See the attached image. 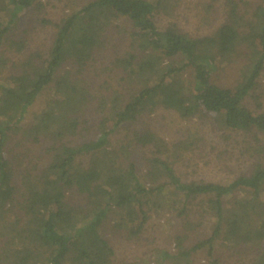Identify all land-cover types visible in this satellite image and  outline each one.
<instances>
[{"label": "trees", "instance_id": "16d2710c", "mask_svg": "<svg viewBox=\"0 0 264 264\" xmlns=\"http://www.w3.org/2000/svg\"><path fill=\"white\" fill-rule=\"evenodd\" d=\"M42 1L0 0V264H112L104 223L113 217V227L136 236L151 212L163 208L174 215V251L153 252L156 264H188L198 251L207 253L209 264H225L214 256L223 246L238 257L250 250L252 264H264V156L224 182L184 180L161 156L169 152L165 141L150 128L136 129L144 113L161 105L182 117L210 118L264 155L258 83L264 0H255L249 11L237 0H215L225 20L201 36L175 22L156 25V15L173 13L176 4L169 0H88L55 24L51 44L41 53L27 50L14 29ZM115 30L117 41L126 36L129 44L112 61L128 87L97 108L80 80L61 69L68 62L84 69ZM234 56L243 60L235 84L214 82L212 75ZM46 92L50 98L24 121ZM90 111H98L94 127ZM194 140L172 143L169 154L190 149ZM149 145L154 150L143 155ZM138 149L145 160L141 167Z\"/></svg>", "mask_w": 264, "mask_h": 264}, {"label": "rangeland", "instance_id": "374dc122", "mask_svg": "<svg viewBox=\"0 0 264 264\" xmlns=\"http://www.w3.org/2000/svg\"><path fill=\"white\" fill-rule=\"evenodd\" d=\"M88 0H43L40 9L32 7L27 10L18 22L15 34L26 41L27 50H37L44 53L50 46L55 31V24L61 22L66 14L77 5H81ZM241 10H251L255 0H237ZM176 6L172 9V14L156 15V25L160 28L167 22H175L180 29L193 36L209 34L224 21V11L220 2L215 0H169ZM46 21H44V20ZM120 30V29H119ZM118 32L111 33L105 38L104 43L94 51L93 58L89 60L84 69L79 70L76 65L68 62L64 69L71 72V78L80 80L87 94L93 99L97 108L107 100L117 97L119 92L126 90L128 85L119 79L120 74L115 70L112 61L115 56H121L124 50H128L126 36L117 41ZM110 36V37H109ZM178 59V58H177ZM165 63L171 65V59L165 58ZM243 60L234 56L230 63L224 68L219 69L212 75L214 82L220 85L233 86L238 75V68ZM183 79L190 80V69L183 71ZM259 90L263 95L260 97L264 108V67L258 79ZM51 93H42L37 102L30 107L24 115V121H30L32 114L39 111L44 102L50 98ZM100 103V104H99ZM247 104L253 110L256 105L250 99ZM96 110V108H94ZM94 113L90 111V114ZM92 116L91 126L94 127L98 118ZM153 130L162 138L169 147V152L162 153L161 156L168 158L172 162L178 175L184 180L202 179L212 182H224L238 175L251 166L255 156L262 159L264 155L255 153L249 146L248 141L243 140L242 134H234L219 128L215 121L210 118H198L197 115L186 118L182 117L177 111L158 105L152 112L144 113L136 123V129ZM116 135L110 137L111 143H115ZM195 139L193 145L188 150L178 152V155H170L171 144L184 139ZM33 150V149H32ZM39 148L35 147L38 152ZM154 147H145L143 155L150 156ZM34 151V150H33ZM136 150L135 158L138 164L143 166L145 160L142 153ZM264 160V158H263ZM169 192V191H167ZM170 193V192H169ZM171 195V194H170ZM138 216L132 222L131 230L138 225ZM173 213L166 208L157 212H151L147 223L144 225L139 235H129L126 229H118L112 226L113 217L102 226V232L110 241L114 250L112 264H128L138 262L139 264H156L152 253L162 248L174 251L172 232ZM209 225L205 223V226ZM175 227V226H174ZM208 227V226H207ZM205 227V233L208 228ZM196 236V234H193ZM237 253L219 247L214 256L221 262L227 264L238 262V264H252L255 256L252 251H244L240 257ZM238 255V254H237ZM253 255V256H252ZM188 264H209V256L205 251L194 252L192 262Z\"/></svg>", "mask_w": 264, "mask_h": 264}]
</instances>
